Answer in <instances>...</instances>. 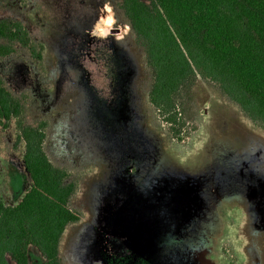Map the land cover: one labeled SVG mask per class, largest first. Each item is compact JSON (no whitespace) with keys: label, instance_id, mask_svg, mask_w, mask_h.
Returning a JSON list of instances; mask_svg holds the SVG:
<instances>
[{"label":"rangeland","instance_id":"1","mask_svg":"<svg viewBox=\"0 0 264 264\" xmlns=\"http://www.w3.org/2000/svg\"><path fill=\"white\" fill-rule=\"evenodd\" d=\"M119 2L0 0V20L19 21L43 46L41 66L17 47L0 78L28 97L25 124L46 123L47 157L78 184L70 206L83 219L61 237V264H115L109 253L121 261L133 228L177 256L143 246V260L127 264H264V132L197 79L188 114L199 129L169 139ZM15 136L14 121L0 129V198L10 206L30 188ZM29 264H43L32 247Z\"/></svg>","mask_w":264,"mask_h":264},{"label":"trees","instance_id":"2","mask_svg":"<svg viewBox=\"0 0 264 264\" xmlns=\"http://www.w3.org/2000/svg\"><path fill=\"white\" fill-rule=\"evenodd\" d=\"M151 74L148 104L167 137L189 139L199 129L192 88L197 79L216 89L264 132V0H120ZM26 49L41 66L43 46L25 26L0 20V61ZM28 97L15 96L0 78V129L15 122V145L30 188L16 205L0 198V264H29L35 248L43 264H61L60 240L82 213L70 206L78 190L68 172L55 167L44 151L46 123L25 124Z\"/></svg>","mask_w":264,"mask_h":264},{"label":"crops","instance_id":"3","mask_svg":"<svg viewBox=\"0 0 264 264\" xmlns=\"http://www.w3.org/2000/svg\"><path fill=\"white\" fill-rule=\"evenodd\" d=\"M127 236H125V238H123L122 240V243H123V250H126L125 254L123 255L121 261H119L117 258H115L114 256H112L110 253H109V259L110 260H113L115 262V264H127V261H128V258H130L132 255H135L136 257L139 256V259L143 260L142 256H141V253L144 251L147 252L149 249H151L150 251H152V253L158 258V259H161V260H168V258H170V254L172 255H176L177 256V253H173L172 251L168 252L167 250L165 251L166 253H163V251H161L155 243V247L153 246L152 243L150 242H146L144 240H140L138 238V235L136 234V228H133L132 230V237L128 236V233H126ZM130 234H131V231H130ZM140 242V243H139ZM143 246H153L151 248H143ZM33 248V247H32ZM31 247L29 248V251H30ZM29 251H28V256H29ZM165 257H164V256ZM181 255L183 256L184 254L181 253ZM186 257L188 258L187 256V253H186ZM42 258V257H41ZM43 259V258H42ZM147 260H150V259H147Z\"/></svg>","mask_w":264,"mask_h":264}]
</instances>
